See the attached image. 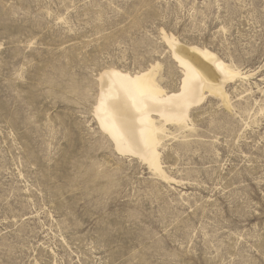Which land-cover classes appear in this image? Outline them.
<instances>
[{
  "label": "rangeland",
  "instance_id": "374dc122",
  "mask_svg": "<svg viewBox=\"0 0 264 264\" xmlns=\"http://www.w3.org/2000/svg\"><path fill=\"white\" fill-rule=\"evenodd\" d=\"M164 33L246 75L167 124L174 181L94 113L109 67L180 89ZM0 264H264V0H0Z\"/></svg>",
  "mask_w": 264,
  "mask_h": 264
},
{
  "label": "bare ground",
  "instance_id": "6f19581e",
  "mask_svg": "<svg viewBox=\"0 0 264 264\" xmlns=\"http://www.w3.org/2000/svg\"><path fill=\"white\" fill-rule=\"evenodd\" d=\"M164 40L183 71L180 89L168 91L162 86L160 62L135 73L109 67L98 76L102 87L94 113L119 154L136 157L164 181H174L162 161L165 141L173 135L167 124L194 130L191 109L202 102L206 91L233 110L227 86L246 75L206 47L182 45L166 33Z\"/></svg>",
  "mask_w": 264,
  "mask_h": 264
}]
</instances>
